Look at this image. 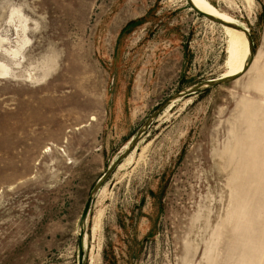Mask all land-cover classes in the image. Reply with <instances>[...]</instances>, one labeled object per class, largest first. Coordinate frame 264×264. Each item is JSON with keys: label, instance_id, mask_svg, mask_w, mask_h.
Instances as JSON below:
<instances>
[{"label": "rangeland", "instance_id": "obj_1", "mask_svg": "<svg viewBox=\"0 0 264 264\" xmlns=\"http://www.w3.org/2000/svg\"><path fill=\"white\" fill-rule=\"evenodd\" d=\"M207 1L248 30L252 62L128 148L82 264H264V0ZM226 50L184 0H0V264H76L94 183L165 99L223 77Z\"/></svg>", "mask_w": 264, "mask_h": 264}, {"label": "water", "instance_id": "obj_2", "mask_svg": "<svg viewBox=\"0 0 264 264\" xmlns=\"http://www.w3.org/2000/svg\"><path fill=\"white\" fill-rule=\"evenodd\" d=\"M185 3L189 6V8L191 10H193L195 13H197L198 15L202 16L204 19L223 26V27H227L230 29H233L239 33H241L243 35V37L246 40L247 43V51H248V57L245 61V64L242 68V70L240 71L239 74L237 75H233V76H227V77H217L215 79H208L203 81L202 83L193 85L187 89H183L179 92H176L172 95H170L167 99H165L157 108L156 110L146 119V121L143 123L142 127L139 128L137 130V132L135 133V136L132 137L126 147V151H124V153H122V155H120L118 157V159H116L114 162H112L106 169V171L100 175V177L97 179V181L94 183V185L92 186L88 197L86 199V202L84 204V207L82 209V212L79 216L78 219V223H77V228H78V234H77V241H76V247H77V262L76 264H82V258H83V240H84V230H85V221H86V217L88 214V210L91 206L92 203V199L93 196L98 192V190L100 189V187L104 184V182L107 180V178L109 177V175H111L114 167L119 163V160L126 154L127 150L129 147H131L132 145H134L138 139V137L143 134L145 132V130L148 128L149 124L152 122L153 119L156 118V116L163 110L165 109V107H167L174 99L177 98H181L185 95L191 94V93H195L199 90H203L204 88H210V87H214L220 84H225L231 81L236 80L238 77H240L249 67V65L252 62L253 59V47H252V40L250 37V34L248 32V30L246 28H244L243 26H239V25H234L231 23H227L221 19H218L216 17H213L212 15L203 13L199 10H197L191 3L189 0H184Z\"/></svg>", "mask_w": 264, "mask_h": 264}, {"label": "bare ground", "instance_id": "obj_3", "mask_svg": "<svg viewBox=\"0 0 264 264\" xmlns=\"http://www.w3.org/2000/svg\"><path fill=\"white\" fill-rule=\"evenodd\" d=\"M190 3L199 11L212 15L213 17H216L218 19H221L227 23L233 24L234 22L230 19V17L220 11H218L216 8H214L207 0H189ZM17 14V13H16ZM19 15V14H18ZM18 18V17H17ZM20 23V22H19ZM235 25V24H234ZM21 26V25H20ZM223 27V26H222ZM25 29V28H24ZM223 29L226 32L227 35V60H226V66L228 68L227 72L223 75V77L227 76H233L240 73L242 70L245 61L248 57V51H247V43L243 35L233 29L223 27ZM22 31V30H21ZM24 32V31H23ZM24 35V34H23ZM3 40V39H2ZM24 40V39H23ZM20 42V41H19ZM26 42V41H25ZM24 44V43H23ZM23 48V47H22ZM21 51V50H20ZM11 53V51H9ZM7 52V54L9 53ZM13 52V51H12ZM16 51L14 50L13 56H16ZM6 54V53H5ZM12 54V53H11ZM9 55V54H8ZM11 59V58H10ZM17 59V58H16ZM15 61V60H14ZM3 64V63H2ZM1 69L6 72V67L3 65H0ZM2 73V72H1ZM8 73V72H7ZM3 75V74H2ZM30 78V77H29ZM102 186L100 187V189ZM99 189V190H100ZM98 190V192H99ZM97 192V193H98ZM83 246H84V240H83Z\"/></svg>", "mask_w": 264, "mask_h": 264}, {"label": "trees", "instance_id": "obj_4", "mask_svg": "<svg viewBox=\"0 0 264 264\" xmlns=\"http://www.w3.org/2000/svg\"><path fill=\"white\" fill-rule=\"evenodd\" d=\"M205 90V89H204Z\"/></svg>", "mask_w": 264, "mask_h": 264}]
</instances>
